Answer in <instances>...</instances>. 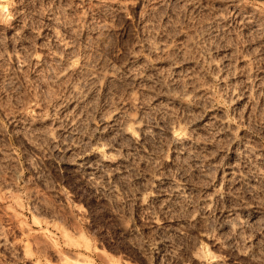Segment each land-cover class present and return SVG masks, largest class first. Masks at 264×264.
I'll list each match as a JSON object with an SVG mask.
<instances>
[{
    "label": "rangeland",
    "instance_id": "374dc122",
    "mask_svg": "<svg viewBox=\"0 0 264 264\" xmlns=\"http://www.w3.org/2000/svg\"><path fill=\"white\" fill-rule=\"evenodd\" d=\"M0 264H264V0H0Z\"/></svg>",
    "mask_w": 264,
    "mask_h": 264
},
{
    "label": "bare ground",
    "instance_id": "6f19581e",
    "mask_svg": "<svg viewBox=\"0 0 264 264\" xmlns=\"http://www.w3.org/2000/svg\"><path fill=\"white\" fill-rule=\"evenodd\" d=\"M182 102V101H181ZM224 123V122H223ZM131 127L128 125H126L125 127L121 128V134L126 136L127 138H129L134 144H137L138 141H140L142 138L147 137L148 133L144 128H138V132L139 135L138 137L136 136V132L130 129ZM168 136L170 138V141L173 142V144H177L180 143L181 141L183 142V140L189 138L190 135L185 136L184 133L180 134V132L177 130H175V128L173 129V127L169 130ZM185 136V137H183ZM186 141V140H185ZM181 144V143H180ZM95 155V154H94ZM107 156L104 154L99 153L98 151L96 152L95 155V162L97 163V165L102 166V167H112L115 165V162L110 161L109 159L106 158ZM94 158V159H95ZM233 176L235 175V173H231ZM230 179V178H229ZM227 181V180H226ZM229 181V180H228ZM173 188L175 189V191H177V186L174 185ZM216 196V195H215ZM214 196V197H215ZM215 200V199H212ZM211 201V200H210Z\"/></svg>",
    "mask_w": 264,
    "mask_h": 264
}]
</instances>
